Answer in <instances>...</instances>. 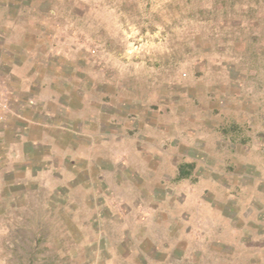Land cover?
Masks as SVG:
<instances>
[{
	"label": "rangeland",
	"instance_id": "rangeland-1",
	"mask_svg": "<svg viewBox=\"0 0 264 264\" xmlns=\"http://www.w3.org/2000/svg\"><path fill=\"white\" fill-rule=\"evenodd\" d=\"M0 264H264V0H0Z\"/></svg>",
	"mask_w": 264,
	"mask_h": 264
}]
</instances>
